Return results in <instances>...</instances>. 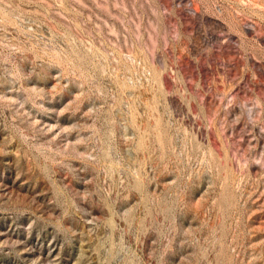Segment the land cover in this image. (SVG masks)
Masks as SVG:
<instances>
[{"label": "rangeland", "instance_id": "374dc122", "mask_svg": "<svg viewBox=\"0 0 264 264\" xmlns=\"http://www.w3.org/2000/svg\"><path fill=\"white\" fill-rule=\"evenodd\" d=\"M0 264H264V0H0Z\"/></svg>", "mask_w": 264, "mask_h": 264}]
</instances>
